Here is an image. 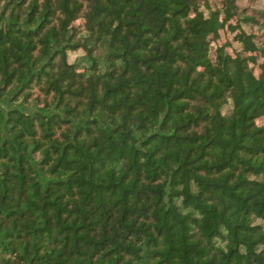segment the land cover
<instances>
[{
	"label": "trees",
	"instance_id": "obj_1",
	"mask_svg": "<svg viewBox=\"0 0 264 264\" xmlns=\"http://www.w3.org/2000/svg\"><path fill=\"white\" fill-rule=\"evenodd\" d=\"M0 264H264V0H0Z\"/></svg>",
	"mask_w": 264,
	"mask_h": 264
},
{
	"label": "rangeland",
	"instance_id": "obj_2",
	"mask_svg": "<svg viewBox=\"0 0 264 264\" xmlns=\"http://www.w3.org/2000/svg\"><path fill=\"white\" fill-rule=\"evenodd\" d=\"M81 55H82V52L80 50H78V51L77 50H74V51L73 50H69L68 51V58H69L70 61L79 60ZM80 61H82V59Z\"/></svg>",
	"mask_w": 264,
	"mask_h": 264
}]
</instances>
